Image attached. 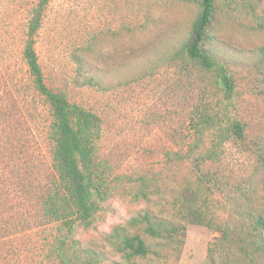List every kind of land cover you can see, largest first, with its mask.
I'll return each instance as SVG.
<instances>
[{"label":"rangeland","instance_id":"374dc122","mask_svg":"<svg viewBox=\"0 0 264 264\" xmlns=\"http://www.w3.org/2000/svg\"><path fill=\"white\" fill-rule=\"evenodd\" d=\"M36 2L0 0V264H61L51 251L63 235L60 225L45 218L41 208L57 177L47 133L51 112L23 58ZM216 6L212 47L234 78L231 101L214 72L176 57L196 17L194 5L184 0L51 1L36 44L47 84L103 118L99 159L111 177L151 179L148 199L133 198L138 181L122 183L94 225L77 228L76 239L99 243L114 225L145 212L178 221L174 199L187 177L196 179L197 173L190 158L169 161L167 153L173 151L207 158L201 168L214 174L208 197L219 221L239 231L264 215L258 156L264 149V0H217ZM198 110L220 116L222 128L227 124L223 113L229 112L245 123L247 139H226L210 156L218 129L207 125L199 139ZM196 142L201 146L191 149ZM130 231L153 241L141 226ZM219 234L191 224L177 264H206L209 244ZM225 253L219 263L230 252ZM108 256L100 264L174 262L153 255L133 263L121 254Z\"/></svg>","mask_w":264,"mask_h":264},{"label":"trees","instance_id":"16d2710c","mask_svg":"<svg viewBox=\"0 0 264 264\" xmlns=\"http://www.w3.org/2000/svg\"><path fill=\"white\" fill-rule=\"evenodd\" d=\"M52 0H37L28 22L27 38L23 49L34 89L49 104L51 121L48 138L53 144L52 162L56 179L42 197L41 208L45 218L60 225L62 236L51 251L61 264H100L108 253L121 254V258L133 263L137 258L156 256L158 260L173 259L177 264L186 245L191 224L206 226L219 232L208 247L206 264H259L264 260V215L258 214L249 226L237 231L217 219L209 204V191L215 181L214 174L202 172L201 162L207 158H191L179 151L168 152L169 161L190 158L196 168V179L187 177L174 199L178 221L166 220L150 214L140 213L126 224H116L107 233L101 234V241L82 242L75 238L78 227L90 228L104 209V203L115 190L127 182H139L133 198L148 199L151 194L149 178L135 179L129 175L111 177L110 168L99 159L104 137L103 118L92 109L72 102L62 91L51 88L39 60L36 48L37 37L43 26L46 11ZM195 6L196 17L189 35L176 51V57L191 63L203 71L214 72L225 97L231 101L236 91L232 74L215 54L212 43L217 20V0H184ZM260 53L264 58V46ZM226 126H219L220 116L198 110L195 132L201 136L204 127L217 128L216 139L209 155L215 154L226 139L245 142L246 125L229 112L224 111ZM215 122V124H213ZM201 144L191 147L197 150ZM264 169V149L258 152ZM141 226L153 241L148 242L140 234L130 231V227ZM111 250H107V246ZM228 255L219 263L222 254ZM232 260V261H231ZM234 262V263H233Z\"/></svg>","mask_w":264,"mask_h":264}]
</instances>
